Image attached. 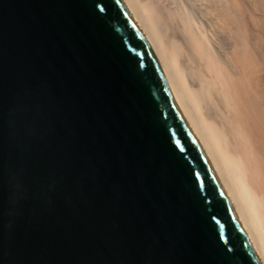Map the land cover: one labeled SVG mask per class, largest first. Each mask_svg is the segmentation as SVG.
<instances>
[{"label": "water", "instance_id": "1", "mask_svg": "<svg viewBox=\"0 0 264 264\" xmlns=\"http://www.w3.org/2000/svg\"><path fill=\"white\" fill-rule=\"evenodd\" d=\"M0 264H263L120 0H0Z\"/></svg>", "mask_w": 264, "mask_h": 264}, {"label": "bare ground", "instance_id": "2", "mask_svg": "<svg viewBox=\"0 0 264 264\" xmlns=\"http://www.w3.org/2000/svg\"><path fill=\"white\" fill-rule=\"evenodd\" d=\"M264 264V0H120Z\"/></svg>", "mask_w": 264, "mask_h": 264}, {"label": "snow or ice", "instance_id": "3", "mask_svg": "<svg viewBox=\"0 0 264 264\" xmlns=\"http://www.w3.org/2000/svg\"><path fill=\"white\" fill-rule=\"evenodd\" d=\"M97 7H99V5H97Z\"/></svg>", "mask_w": 264, "mask_h": 264}]
</instances>
